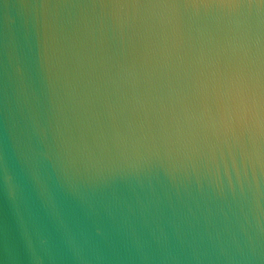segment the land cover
<instances>
[{
  "label": "water",
  "instance_id": "obj_1",
  "mask_svg": "<svg viewBox=\"0 0 264 264\" xmlns=\"http://www.w3.org/2000/svg\"><path fill=\"white\" fill-rule=\"evenodd\" d=\"M43 2L0 0V264H264V149L198 78L255 52L257 10L181 8L177 38Z\"/></svg>",
  "mask_w": 264,
  "mask_h": 264
},
{
  "label": "snow or ice",
  "instance_id": "obj_2",
  "mask_svg": "<svg viewBox=\"0 0 264 264\" xmlns=\"http://www.w3.org/2000/svg\"><path fill=\"white\" fill-rule=\"evenodd\" d=\"M40 6L45 9L127 10L129 13L126 17L127 26L135 30L138 25L143 24L148 31H151L150 19L155 10H171L172 34L177 38L180 25L178 10L181 8L227 9L236 17L238 25L243 27L247 22L248 31L243 34H250L252 10H257L261 37L255 43V52L252 51V45L245 42L242 55L237 59L216 62L210 65L206 72L201 68L198 78H201L205 87H210L215 94L221 108V125L224 130L236 135L243 145H251L253 149L256 147L264 149V0H197L195 3L187 0H44ZM145 59L148 60V55ZM173 60L177 66L184 63L178 41L172 50L167 47L162 50L160 67L169 66ZM257 86L261 98V118L258 126L250 116V102ZM226 101L231 109V119L225 109Z\"/></svg>",
  "mask_w": 264,
  "mask_h": 264
},
{
  "label": "clouds",
  "instance_id": "obj_3",
  "mask_svg": "<svg viewBox=\"0 0 264 264\" xmlns=\"http://www.w3.org/2000/svg\"><path fill=\"white\" fill-rule=\"evenodd\" d=\"M250 103H251V111H254L255 109L261 107V98H260V95H259L258 86H257V89H256L255 93L252 96V99H251Z\"/></svg>",
  "mask_w": 264,
  "mask_h": 264
}]
</instances>
